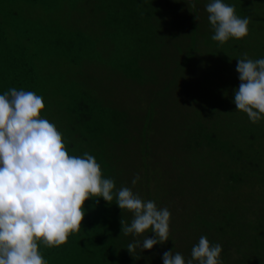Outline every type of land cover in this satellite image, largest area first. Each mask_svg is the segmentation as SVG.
Masks as SVG:
<instances>
[{
    "label": "trees",
    "instance_id": "obj_1",
    "mask_svg": "<svg viewBox=\"0 0 264 264\" xmlns=\"http://www.w3.org/2000/svg\"><path fill=\"white\" fill-rule=\"evenodd\" d=\"M11 1L16 8L0 13V58L8 59L0 94L16 88L41 95V115L61 131L70 154H92L115 181L114 192L129 187L171 213L168 241L130 253L129 243L154 233L123 234L121 221L130 224L133 213L115 197L90 198L79 232L59 247L40 245L48 264H163L171 250L187 261L201 236L223 246V264H264V120L252 123L233 102L237 59L264 58V0H224L250 19L247 36L224 44L211 39L210 0H97L81 10L77 0H50L62 5L61 14L67 2L78 13L60 20L55 11L52 34L38 17L48 0ZM30 17L41 27L31 28ZM121 34L150 59L149 67L156 60L167 65L143 71L151 77L139 85L168 96L143 92L122 103L94 96L105 83L90 74L87 56ZM56 47L63 60L52 53Z\"/></svg>",
    "mask_w": 264,
    "mask_h": 264
},
{
    "label": "clouds",
    "instance_id": "obj_2",
    "mask_svg": "<svg viewBox=\"0 0 264 264\" xmlns=\"http://www.w3.org/2000/svg\"><path fill=\"white\" fill-rule=\"evenodd\" d=\"M208 20L211 39L220 44L248 35L250 19L236 14L234 5L210 0ZM240 85L234 92L237 111L252 123L264 120V58L246 55L237 59ZM44 99L33 91L11 88L0 94V264H48L40 245L59 247L79 232L86 214L84 202L114 197L121 210L133 213L130 224L123 219L122 233L141 236L126 249L151 250L169 240L171 213L153 200H143L131 188L114 192L115 181L105 178L100 164L89 153H69L63 134L44 118ZM137 175L133 186L139 181ZM98 202V199H97ZM223 246L201 236L187 261L174 250L163 254V264H223Z\"/></svg>",
    "mask_w": 264,
    "mask_h": 264
},
{
    "label": "rangeland",
    "instance_id": "obj_3",
    "mask_svg": "<svg viewBox=\"0 0 264 264\" xmlns=\"http://www.w3.org/2000/svg\"><path fill=\"white\" fill-rule=\"evenodd\" d=\"M47 1V0H45ZM64 1V0H60ZM93 1L97 0H77L76 8L78 10H81L82 7H91V4ZM173 1V0H170ZM66 9L60 10L63 14H61L59 11H57L58 8H61L62 5L58 3V8L56 7L55 3H51L50 0L46 2L44 9H40L38 17L39 19L48 20L46 24H42V27L49 33L54 27L53 22H51L49 19L54 15V12H58V15H60V20H62V17L65 16L66 12L70 13L73 11L72 17L75 18L78 16V13L74 12L72 4L70 2H67ZM17 3L12 2L11 0H0V13L1 11H10L13 8H16ZM28 5L26 6V8ZM64 8V7H63ZM190 8V7H189ZM200 6H198V9ZM32 10L31 6L27 9V11ZM26 10L25 12L28 13ZM31 18V17H30ZM29 21V20H28ZM33 22L31 28L38 25L36 22V19L32 17L30 19V22ZM8 26L11 28V30H15L16 27L13 24H8ZM41 27V25H38ZM29 27V25H24L21 28ZM131 38L129 36H125L121 34L119 37L114 36V41L107 45L106 47H102L100 45L99 48H97L96 51L90 54V60L87 56L86 62L88 63V71L93 76L94 79L103 81L105 85L101 84L98 85L93 89L94 96L98 98H113L115 102H127L130 98H136L140 94L146 95V92H150V96L153 97H166L170 94V91H166L165 89H162L161 91H158L159 89L156 87L148 86L146 89L145 87H140V78L144 77L146 79L149 78L150 72L144 73L143 71L147 70L150 71L149 68H153L155 72L158 70H161L162 67L164 69H167V65L163 66L160 63V60H156V66L149 67L148 62L150 59L147 57H142L143 55H140V48L138 49V46L136 44L130 45ZM55 54L57 55L56 58L62 59V56L59 54V51L61 49H52ZM30 57V56H29ZM8 59L5 57L0 58V63L3 64L0 66V69H5V66L7 64ZM154 62V60H151ZM62 61L58 64H55V67H61ZM165 63V62H164ZM67 64V61H63L62 68ZM66 67V66H65ZM147 68V69H146ZM170 70V69H169ZM140 73V76H139ZM169 75V71L166 73L165 78L163 80V84L167 80V76ZM151 77V76H150ZM162 80V78L160 79ZM144 81H142L143 83ZM176 86L179 87L177 83H174ZM107 86V87H106ZM144 89V90H142ZM157 90V92H152L151 90ZM148 95V94H147ZM169 99L170 103L177 105L178 97L175 95H172ZM173 98V100H172ZM109 109V107H108Z\"/></svg>",
    "mask_w": 264,
    "mask_h": 264
}]
</instances>
